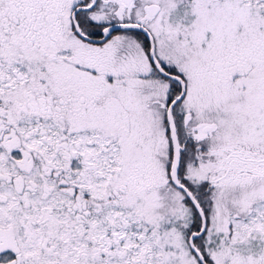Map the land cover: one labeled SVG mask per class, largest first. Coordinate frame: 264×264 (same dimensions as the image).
Segmentation results:
<instances>
[{
  "label": "snow or ice",
  "instance_id": "snow-or-ice-1",
  "mask_svg": "<svg viewBox=\"0 0 264 264\" xmlns=\"http://www.w3.org/2000/svg\"><path fill=\"white\" fill-rule=\"evenodd\" d=\"M0 264H264V0H0Z\"/></svg>",
  "mask_w": 264,
  "mask_h": 264
}]
</instances>
